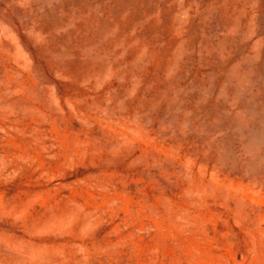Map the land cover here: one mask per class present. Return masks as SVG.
<instances>
[{
    "label": "rangeland",
    "instance_id": "1",
    "mask_svg": "<svg viewBox=\"0 0 264 264\" xmlns=\"http://www.w3.org/2000/svg\"><path fill=\"white\" fill-rule=\"evenodd\" d=\"M0 264H264V0H0Z\"/></svg>",
    "mask_w": 264,
    "mask_h": 264
}]
</instances>
